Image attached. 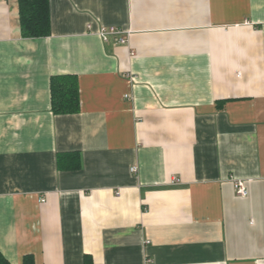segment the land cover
I'll list each match as a JSON object with an SVG mask.
<instances>
[{"label": "crops", "instance_id": "crops-1", "mask_svg": "<svg viewBox=\"0 0 264 264\" xmlns=\"http://www.w3.org/2000/svg\"><path fill=\"white\" fill-rule=\"evenodd\" d=\"M48 2L31 39L0 0V256L264 264V0Z\"/></svg>", "mask_w": 264, "mask_h": 264}, {"label": "trees", "instance_id": "trees-1", "mask_svg": "<svg viewBox=\"0 0 264 264\" xmlns=\"http://www.w3.org/2000/svg\"><path fill=\"white\" fill-rule=\"evenodd\" d=\"M17 3L21 36L31 39L48 37L51 33L48 0H17ZM50 85L52 112L57 115L79 112V88L74 76L52 77ZM0 264H7L1 256ZM22 264H34L33 256H24Z\"/></svg>", "mask_w": 264, "mask_h": 264}, {"label": "built area", "instance_id": "built-area-1", "mask_svg": "<svg viewBox=\"0 0 264 264\" xmlns=\"http://www.w3.org/2000/svg\"><path fill=\"white\" fill-rule=\"evenodd\" d=\"M121 34V31L120 30H116L114 28H110V29H107L105 27H103L99 32H98V35L102 38V40H107L108 37L110 36H114V37H117V35ZM126 42V40H124V38H117L116 39V43H122L124 44ZM132 171H136L135 168H133ZM234 188H235V193L237 196H240V197H247L248 195V190H247V187H246V182L244 180H240V179H236L234 180ZM46 199L45 198H42L41 199V202H45Z\"/></svg>", "mask_w": 264, "mask_h": 264}]
</instances>
